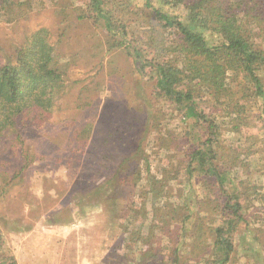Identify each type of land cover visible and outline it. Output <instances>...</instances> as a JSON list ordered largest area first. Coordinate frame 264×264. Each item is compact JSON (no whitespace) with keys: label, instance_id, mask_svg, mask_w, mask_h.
<instances>
[{"label":"rangeland","instance_id":"1","mask_svg":"<svg viewBox=\"0 0 264 264\" xmlns=\"http://www.w3.org/2000/svg\"><path fill=\"white\" fill-rule=\"evenodd\" d=\"M146 3L105 0L99 12L92 0H15L11 14L0 10V64L13 62L31 35L45 28L65 81L64 94L41 127L24 124L20 139L11 131L0 135V261L12 255L11 232L43 226L51 231L76 224L81 230L83 226H95L102 233L107 229L113 252L124 251L129 244L132 251L137 249L136 255L143 247L130 237L154 233L152 249H163L159 260L168 264L177 248L182 247L180 255L185 259L189 247H199L195 237L183 234L184 229L195 232V226L205 227L204 223L212 228L221 225L222 214L216 208L227 197L240 200L242 215L249 223L246 232L240 225L234 235L236 250L247 248L264 254V123L259 119L260 108L252 106L254 100H246L248 114L253 116L246 127L231 123L236 114L227 115V98H212L204 88V98H196L217 128L215 163L221 172L231 171L225 185L211 191L206 186L210 183L213 187L215 182L199 163L188 166L191 152L212 137L209 124L187 118V106L175 103L158 89V72L152 65L159 48L167 52L158 55L157 63L173 59L176 67L182 68L184 59L182 55L178 58L179 50L169 54L180 43L178 35L175 29L158 26V19L145 12ZM151 3L170 11L159 0ZM174 9L171 14L186 15L184 10ZM108 18L111 23L105 22ZM230 87L236 86L231 82ZM88 124L89 141L83 145L79 139H87L81 131ZM125 124V132L117 133ZM121 135L126 144L123 150L102 146L106 137L118 143ZM141 143L144 154H136L126 167L127 173L141 168L142 178L135 187L127 177V189L119 195L126 200L115 204L105 201L106 195L94 197L95 189L112 177L122 157L135 154ZM100 150L114 158H102ZM24 165L27 169L14 178ZM165 171L167 184H154L153 180L164 179ZM148 185H156L165 196L145 194ZM130 190L134 195H129ZM143 215L145 221L140 222ZM210 235L203 231L200 245H210L207 254L216 260ZM234 258L230 264H236ZM243 261L238 263L245 264ZM200 263L202 260L187 259L186 264Z\"/></svg>","mask_w":264,"mask_h":264},{"label":"trees","instance_id":"2","mask_svg":"<svg viewBox=\"0 0 264 264\" xmlns=\"http://www.w3.org/2000/svg\"><path fill=\"white\" fill-rule=\"evenodd\" d=\"M92 1L95 7L98 6L95 10L100 12L102 9L99 7H104L105 0H102L104 2L100 4V0ZM146 1L147 11L145 12L148 15L153 14L158 19V26H161L163 30L175 29L178 35L180 43L171 52L169 51V54L172 55L179 50L181 53H178V58L182 55L184 59L182 68L176 67V63L172 62L173 59L164 58L161 59V63H157L158 55L161 52H167L166 48H159L160 52H157L153 58L155 63L153 65L148 63L152 65L154 71L158 72V89L175 103L187 106L185 113L187 118H195L209 124L210 137H212L191 152L188 166L190 168L193 162L197 161L206 175L215 182L213 187L210 183L206 187L211 191L215 187L222 188L231 171L228 170V174H225L226 170L221 172L215 163L217 153L214 145L217 128L214 120L209 119L196 98L203 99L205 95H202V91L204 90L205 94L208 93L219 101L220 98H227L225 104L223 103L227 115L236 114V118L231 123L238 122L246 127H250L249 122L253 116L248 114L250 111L245 103L246 100L252 99L254 100L252 106L254 104L260 108L259 119L264 123V0H159L162 7L170 9L169 12L155 8L151 3L152 0ZM13 6H15V0H0V10L1 13L4 12V15L11 14ZM174 8H178L179 11L184 10L186 15L182 17L179 13L171 14ZM112 18H108L105 22L111 23ZM123 45L125 46L124 43H114L116 47ZM147 47L152 48L149 43ZM55 58V48L50 42V35L45 28H42L31 35L28 43L17 52L13 62L0 64V135L11 131L20 139L24 124L41 127L51 116L58 98L65 92L64 73ZM231 82L236 87L231 88ZM237 88L240 89L235 91ZM239 94L242 96L239 97ZM251 113H255L252 107ZM125 129L126 124L118 128L117 133L125 132ZM130 129V125H127V130ZM90 132L91 125L88 124L81 131L87 139L84 141L79 139V142L85 145L89 141ZM116 141L118 143H112L106 137L102 146H107L111 151L123 150L122 145L126 144L122 140V135ZM257 142H261L260 139H257ZM136 146L135 154L132 156L125 154L122 157L121 165L113 170L112 177L104 185L95 189L92 194L94 197L100 199L106 195L105 201H113L115 204L119 199L126 200V197L121 198L119 195L127 189V177L130 186L134 184L135 187L142 178L141 168L135 167L127 173L126 165L133 161L134 156L144 154L143 144ZM100 155H103L102 158L104 156L114 158L112 154L104 152L102 154L101 150ZM135 159L138 160V158ZM27 167L28 165H24L14 178L21 175ZM146 171L150 176V167ZM168 180L165 171L162 181L159 179L153 181L154 184L161 182L166 185ZM118 184L122 185L118 186ZM148 186L149 188H145V194L165 196V193L158 190L156 185ZM110 190L112 191L109 192ZM129 195H134V192L130 190ZM220 202V207L216 209L222 214L221 225L212 228L210 224L204 223L205 227L195 226V232L184 229L183 234L189 238L195 237L194 241L199 247L197 249L189 247L192 249L188 252L189 257L185 259L180 256L182 247L177 248L174 251V264H186L187 259L206 261L207 249L209 250L210 245H205L206 241H204L205 247H201L203 231L211 232V240L215 245L212 253L216 260L212 258L211 263L228 264L234 254H237L234 235L240 225H244L246 232L249 223L245 215H242L243 206L239 199L227 197L225 201ZM124 203L122 201L121 205ZM144 221L145 215L140 222ZM1 236L0 231V248ZM130 238L134 242L140 241L143 247L151 246L149 251L156 242L154 233L152 235L144 233V236L139 233ZM149 257L155 258V256ZM0 264H17V262L13 256H9L4 261H0Z\"/></svg>","mask_w":264,"mask_h":264},{"label":"crops","instance_id":"3","mask_svg":"<svg viewBox=\"0 0 264 264\" xmlns=\"http://www.w3.org/2000/svg\"><path fill=\"white\" fill-rule=\"evenodd\" d=\"M40 228L44 230L34 227L27 232L10 233V240L13 241L11 256L15 258L17 264H166L159 260L163 256V249L149 251L147 245L140 247L137 255L135 254L137 249L132 251L134 247H128L129 244L124 251L113 252L110 249V233L107 229L102 233L97 231L95 226H83L81 230L76 224L58 226L51 231L45 226ZM180 256L183 258L182 254ZM235 256L236 264H242L238 263L239 260H245L243 261L245 264H264L262 252L258 254L247 248H240ZM171 257L168 264H174L175 255ZM211 260L212 254H207L203 264Z\"/></svg>","mask_w":264,"mask_h":264}]
</instances>
